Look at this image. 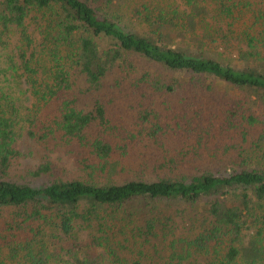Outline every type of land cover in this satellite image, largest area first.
Instances as JSON below:
<instances>
[{"label": "trees", "instance_id": "trees-1", "mask_svg": "<svg viewBox=\"0 0 264 264\" xmlns=\"http://www.w3.org/2000/svg\"><path fill=\"white\" fill-rule=\"evenodd\" d=\"M213 1L227 26L240 19L244 27L247 49L233 61L204 50L208 0L153 11L127 10L120 0H0V46L10 31L18 41L0 66V224L24 236L11 257L264 264V0ZM223 135L241 150L229 169L209 165L228 152L213 142ZM33 144L64 150L85 178L60 177L49 160L11 176L14 160L32 153L21 146ZM176 164L187 168L174 173ZM175 201L202 207L195 231L175 235L173 216L156 210Z\"/></svg>", "mask_w": 264, "mask_h": 264}, {"label": "rangeland", "instance_id": "rangeland-1", "mask_svg": "<svg viewBox=\"0 0 264 264\" xmlns=\"http://www.w3.org/2000/svg\"><path fill=\"white\" fill-rule=\"evenodd\" d=\"M211 0H208L207 5L208 6V17L201 21L202 23L199 25V28L205 26V32H207L208 42H206V46L204 48L205 51H208L209 53L213 54L217 58L221 60H229L233 61V59H236L240 55L241 50L247 49V44L243 40V38L240 37V33L244 30V27L241 25V20L238 19L237 21H231L232 23H236L235 26H227L226 22L222 20L221 16L218 15L217 10L215 8V2L214 4L210 2ZM253 2L258 3L259 0H253ZM119 4L121 6H124L125 8H128L127 10H133L135 8L144 10L145 8H148L147 11H153V8L156 6H180V8H183L184 3L183 0H120ZM264 6V5H263ZM133 21L132 25L131 22L130 26L131 28H136V21ZM228 22H230L228 20ZM138 24V22H137ZM27 30L33 35L35 42H38L40 39V35L38 30H36L35 25L31 20L27 21ZM174 37V36H173ZM177 37V38H175ZM175 37L172 39V41L180 39L179 35H175ZM212 37H216L217 41L213 42L211 41ZM6 38V47L0 46V54H3L0 57V66L6 67L2 61H4L5 55L8 53L15 52L17 54V48L16 45L18 43L17 36L15 31H10L7 33ZM29 52V51H28ZM11 93L15 97H19L20 95H23L21 91H19L18 87H11L9 89ZM176 100V99H173ZM29 101H24L25 104H27ZM121 102H119L120 104ZM212 105V104H211ZM202 109V108H201ZM52 107H49L48 109H43L39 112L38 117L44 118L45 114L48 112L51 113ZM124 110L128 113H132V108H124ZM219 110H216L215 113H217ZM205 120L204 124L207 125L208 128H210L211 122L209 121L210 117L207 114V111L204 113ZM208 119V120H207ZM24 126H28L27 124H24ZM228 135L230 137L237 136L234 132L230 131L228 132ZM228 135L218 136L217 138L213 139V142L215 145H221L226 146L228 149V152L226 154H218L216 158H211L209 165H215L218 167H226V168H232L234 164L240 159L238 157L241 156V150H239V147H232V143L229 140ZM258 136V133L255 132L254 135L250 136L247 139L246 143H242V146L245 150L248 149V146H250L254 140ZM237 143H241L242 140L238 139L237 137L235 140ZM220 148V147H219ZM223 148V147H222ZM21 150H32V153L25 152V155H21L17 159L14 160V163L11 166L10 169V175L14 177H19L21 175L26 174L28 171L33 170L36 168L39 163L43 160H49L57 174L63 178L70 179V178H80L84 179L85 174L84 170L76 163L73 157H69L64 150L61 149H47L42 146H38L36 144H33L29 149L25 146H21ZM171 155L174 154L172 152H169ZM167 158H170V156L167 155ZM191 164V166H190ZM188 163L189 168L193 167V163ZM179 165L176 164L175 167ZM174 167V171L177 168H181L180 170L174 172L179 173L183 172L185 167L179 166ZM169 173V172H167ZM152 205V204H151ZM156 210L160 213L165 214L168 218L173 216V221H171V225L175 228V235L181 233V232H191L195 231V226L197 225V228L201 223H199L200 219L205 216V212L203 211L202 207L199 205H186L179 202H171L169 204H163V203H156L155 204ZM155 210V209H154ZM152 212V208L149 207L144 211L145 215L150 216ZM3 222V219H2ZM199 223V224H198ZM3 226L4 224H0V259H3L6 264H25L24 261H20L18 258L11 257V248L14 245L15 239L17 241L21 240V237H10L8 233L3 232ZM91 232V229H81L80 234L82 238L89 237V233ZM102 251L99 249L98 252ZM131 257V256H130ZM104 262H107L104 260ZM144 264H157L153 263V260L150 258H147L144 261Z\"/></svg>", "mask_w": 264, "mask_h": 264}]
</instances>
